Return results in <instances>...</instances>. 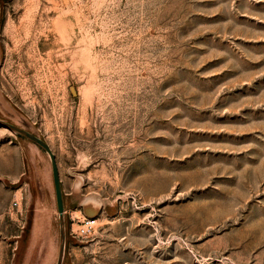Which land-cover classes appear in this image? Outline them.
Returning a JSON list of instances; mask_svg holds the SVG:
<instances>
[{
	"label": "rangeland",
	"instance_id": "1",
	"mask_svg": "<svg viewBox=\"0 0 264 264\" xmlns=\"http://www.w3.org/2000/svg\"><path fill=\"white\" fill-rule=\"evenodd\" d=\"M0 14V120L56 156L63 264H264V0ZM59 248L50 155L0 127V264H57Z\"/></svg>",
	"mask_w": 264,
	"mask_h": 264
},
{
	"label": "water",
	"instance_id": "2",
	"mask_svg": "<svg viewBox=\"0 0 264 264\" xmlns=\"http://www.w3.org/2000/svg\"><path fill=\"white\" fill-rule=\"evenodd\" d=\"M0 127H3L5 129L12 131L13 133L26 137L27 139L31 140L35 144L42 147L50 155L52 162L54 186L56 192L57 208H58L59 221H60V248H59V257L57 264H63L65 258L66 246H67V231H66V222H65V204L63 197L62 182L60 178L59 167L56 161V156L53 153L47 141L35 135L34 133L16 124L4 120H0Z\"/></svg>",
	"mask_w": 264,
	"mask_h": 264
},
{
	"label": "built area",
	"instance_id": "3",
	"mask_svg": "<svg viewBox=\"0 0 264 264\" xmlns=\"http://www.w3.org/2000/svg\"><path fill=\"white\" fill-rule=\"evenodd\" d=\"M97 219L93 217H82L78 219V227L75 231L78 236H89L96 229Z\"/></svg>",
	"mask_w": 264,
	"mask_h": 264
}]
</instances>
